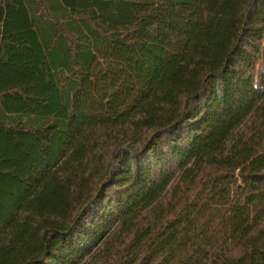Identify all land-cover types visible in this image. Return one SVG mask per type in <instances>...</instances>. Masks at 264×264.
<instances>
[{"label":"trees","instance_id":"16d2710c","mask_svg":"<svg viewBox=\"0 0 264 264\" xmlns=\"http://www.w3.org/2000/svg\"><path fill=\"white\" fill-rule=\"evenodd\" d=\"M0 264H264V0H0Z\"/></svg>","mask_w":264,"mask_h":264}]
</instances>
